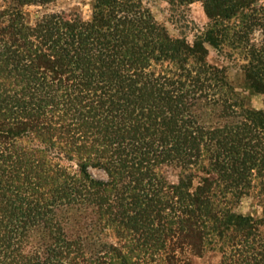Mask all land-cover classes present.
Masks as SVG:
<instances>
[{"label": "trees", "instance_id": "1", "mask_svg": "<svg viewBox=\"0 0 264 264\" xmlns=\"http://www.w3.org/2000/svg\"><path fill=\"white\" fill-rule=\"evenodd\" d=\"M53 1L15 0L17 6ZM193 1L203 3L212 22L193 44L172 39L142 0H96L90 22L68 17L36 27L20 16L6 25L0 12V264H114L117 250L88 257L85 243L73 236L45 255L28 239L64 201L67 208L85 206L124 223L141 237L161 232L155 223H166V232L178 223L197 255L208 223L257 232L252 219L218 211L215 197L220 181L233 195L251 187V170L264 164V111L247 109L233 95L226 71L207 63L206 46L225 45L233 18L264 36V6L256 8L260 0L170 3ZM252 49L244 77L251 90L264 94V42ZM162 62L181 68L168 73L152 67ZM190 62L199 67L186 68ZM218 105L227 121L207 124L199 111ZM29 134L48 141L67 135V144L79 142L81 154L94 156L92 164L109 180H92L83 163L80 175L47 166L16 146ZM165 163L186 172L177 185L158 173ZM196 168L206 177L194 189ZM48 188L55 197L45 194ZM117 258L131 264L125 255Z\"/></svg>", "mask_w": 264, "mask_h": 264}, {"label": "rangeland", "instance_id": "2", "mask_svg": "<svg viewBox=\"0 0 264 264\" xmlns=\"http://www.w3.org/2000/svg\"><path fill=\"white\" fill-rule=\"evenodd\" d=\"M95 3L96 0H54L51 3L17 6L15 0H0V12L6 13L4 20L6 25L12 18L18 16L30 27L62 21L68 17L90 22L94 15ZM142 3L172 39H185L193 44L198 35L212 26L201 1H193L185 7L176 3L172 5L170 0H142ZM262 6L264 0H260L256 8ZM239 20L240 18L232 19L225 45L221 48L206 46L208 50L206 61L212 67L226 71L233 95L238 97L247 109L264 111V94L251 90L244 77L245 68L253 64L252 48L260 49L264 36L260 28L255 27L245 31L243 24L238 23ZM236 25L240 28L235 27ZM239 31L242 32L241 36H245V40L239 39L241 37ZM184 66L199 67L192 62ZM152 67L158 72L163 69L171 73L178 72L181 65L162 62L159 65L153 63ZM224 96L225 93L218 98ZM219 108L220 105L212 106L210 109L199 111V115H203L207 124L224 123L227 119H223ZM60 136L62 135L48 141L43 136L29 134L22 140L16 141V146L37 154L38 159L47 166L59 167L71 175H80L79 164L83 163L87 165V174L92 180L99 182L109 180L108 173L103 168L92 164L96 162L94 156L89 160L86 159L88 155L81 154L78 150L79 142L77 146L68 145L67 135ZM39 151L45 153L39 155ZM206 164L209 162L207 161ZM191 170L198 176L193 179L196 189L201 178L206 175L197 168ZM158 173L168 185H177L186 174L180 166L170 163L161 165ZM251 174L252 185L243 195H233L232 190L220 181L216 188L215 203L218 211L228 213L230 218L241 216L247 220L252 219L257 225V232L253 231L247 235L246 230H237L233 224L219 226L208 223L205 226L207 239L200 255L195 254L188 244L184 243L186 234L180 233L178 223L169 225L167 232L163 229L166 223H155L156 229L162 231L154 236L141 237L134 233L132 227L128 229L124 223H115L102 214H94L85 206L73 205L67 208L66 201L59 206V209H53L50 214L42 217L28 239L37 244L39 252L45 255L51 253L55 245L63 244L67 238L73 236L74 239H81L83 245L85 243V253L88 257H102L113 249L117 250L116 256L110 258L114 264L120 263L117 258L120 255H125L131 264H253L256 260L264 264V164L262 163L259 169L251 170ZM48 191L52 193L51 188H48L44 191L45 194L55 197L54 193L50 195ZM47 195L44 199L48 198ZM220 232L223 233L222 237L219 236ZM146 239L152 245L143 243ZM140 240L142 243L137 242Z\"/></svg>", "mask_w": 264, "mask_h": 264}]
</instances>
